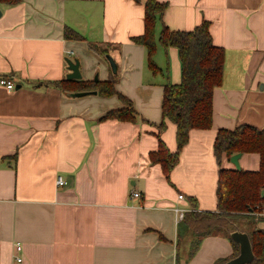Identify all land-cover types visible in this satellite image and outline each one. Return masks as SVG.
<instances>
[{
	"label": "crops",
	"instance_id": "1",
	"mask_svg": "<svg viewBox=\"0 0 264 264\" xmlns=\"http://www.w3.org/2000/svg\"><path fill=\"white\" fill-rule=\"evenodd\" d=\"M156 1L167 4L157 36L162 24L192 31L206 21L225 52L212 127L189 132L169 180L150 154L158 134L170 153L177 151L176 127L166 120L159 132L163 87L149 80L157 76L146 68V51L132 42L144 32L145 0L0 5V76L15 86L0 87V264H214L233 253L226 237L210 236L189 259L192 237L178 238L174 208L216 211L218 172L235 169L214 155L217 132L264 130V0ZM65 27L85 41L66 40ZM88 43L115 61V88L131 102L134 122L101 120L125 107L116 95L72 98L48 85L66 78V58L78 59L84 81L95 73L110 78L106 58ZM154 59L170 83L180 82L175 48L158 47ZM238 163L258 171L260 157L242 154ZM258 227L264 230V222Z\"/></svg>",
	"mask_w": 264,
	"mask_h": 264
},
{
	"label": "trees",
	"instance_id": "2",
	"mask_svg": "<svg viewBox=\"0 0 264 264\" xmlns=\"http://www.w3.org/2000/svg\"><path fill=\"white\" fill-rule=\"evenodd\" d=\"M22 0H0V5L13 6ZM139 2V0H134ZM167 4L156 0H145L144 32L132 38V42L142 46L146 51V66L157 76L163 71L155 62L158 47L167 50L172 47L178 52L181 63V80L172 84L168 80V70H165L166 82L163 84L161 102L162 121L157 126L159 132L164 131L168 120L176 127L177 151L170 153L164 143L158 138V148L150 154V161L159 164L167 180L178 163L179 152L188 143L189 132L193 129L208 130L212 127L213 93L221 86L223 80L225 52L223 48L213 44L209 32V23L203 21L192 31H173L162 24L157 36V25L162 22ZM63 36L66 40L85 41L76 31L65 27ZM90 51L100 55H108L107 50L88 43ZM117 81L114 74L106 81H67L66 79L49 83L66 94L96 91L97 95L110 97L116 95L125 107L108 111L101 120L134 122L136 112L131 102L116 91ZM214 155L220 162L222 156L230 159L236 154L255 153L260 157L258 171L242 169H220L217 182L216 211H200L196 205L184 214L178 224V238L186 235L192 237L189 259L198 251L202 241L210 236H224L230 242L233 253L214 264H224L236 257L239 247L231 238L230 233L239 230L249 237L254 259L250 264H264V230L258 224L264 219H256L249 215L255 205H261V193L264 190V130L250 125H240L228 131L217 132ZM238 223L247 224L250 230L239 229ZM191 234V235H190Z\"/></svg>",
	"mask_w": 264,
	"mask_h": 264
},
{
	"label": "water",
	"instance_id": "3",
	"mask_svg": "<svg viewBox=\"0 0 264 264\" xmlns=\"http://www.w3.org/2000/svg\"><path fill=\"white\" fill-rule=\"evenodd\" d=\"M1 15V12H0ZM106 60L108 61V64L110 65V68L112 70L113 74H116L117 72V65L115 61L109 56H105ZM66 65H67V70L68 74L66 75V80L67 81H76V80H81L82 76L80 73V62L78 59H70L66 58L65 59ZM98 78L97 76L95 77L94 81H97ZM264 88L263 86H260V89ZM96 91H91V92H79V93H71L67 94L69 97L72 98H79L87 95H96ZM241 157V154H236L233 155L229 160L230 162L234 165L236 170L241 169L239 166V159ZM230 238L231 240L238 245L239 247V253L236 257L230 259L224 264H250L253 259H254V254L252 251V246L249 240V237L246 233L235 230L230 233Z\"/></svg>",
	"mask_w": 264,
	"mask_h": 264
},
{
	"label": "built area",
	"instance_id": "4",
	"mask_svg": "<svg viewBox=\"0 0 264 264\" xmlns=\"http://www.w3.org/2000/svg\"><path fill=\"white\" fill-rule=\"evenodd\" d=\"M0 87H4L8 91H13L15 86L14 83L7 78L0 76ZM58 186H63L64 185V179L62 177H58L56 181ZM132 196L135 198L140 197V194L137 192H133ZM179 200H183L184 197L182 195L178 196ZM261 200L262 204L261 205H255L250 211L249 215L256 218V219H264V190L261 193ZM187 212L184 208H174V215H175V220L177 223L181 222L183 220L184 214ZM21 250V246L17 245L16 246V252L19 253ZM16 262H21V258L19 256H16L15 258Z\"/></svg>",
	"mask_w": 264,
	"mask_h": 264
},
{
	"label": "rangeland",
	"instance_id": "5",
	"mask_svg": "<svg viewBox=\"0 0 264 264\" xmlns=\"http://www.w3.org/2000/svg\"><path fill=\"white\" fill-rule=\"evenodd\" d=\"M105 57V56H104ZM111 57V56H110ZM112 58V57H111ZM162 59H163V62L164 63H166V61H167V58H166V56H165V54L164 53H162ZM108 62V61H107ZM110 66V65H109ZM147 68V67H146ZM148 69V68H147ZM110 71H111V73H112V70H111V68H110ZM113 74V73H112ZM163 75H164V77H166V75L164 74V71H163ZM97 76V78H98V80H100V77H99V74H94V76H93V81H94V79H95V77ZM114 76H115V79L116 80H118V75H117V72H116V74H114ZM149 76H152V75H149ZM168 76H169V73H168ZM155 80V83H154V85H158L159 87H163L162 85L165 83V79H162L161 78V76L160 75H157V77L156 78H152V77H149V80L150 81H152V80ZM151 83V82H150ZM150 83H148V84H150ZM236 225H238L239 226V229L240 230H242V229H247L248 231L250 230V227H248V225L247 224H244V223H238V224H236ZM191 235V234H190Z\"/></svg>",
	"mask_w": 264,
	"mask_h": 264
}]
</instances>
